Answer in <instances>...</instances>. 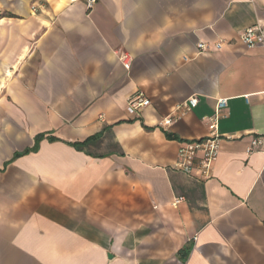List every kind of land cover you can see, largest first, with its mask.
<instances>
[{"label":"crops","instance_id":"0c3cea01","mask_svg":"<svg viewBox=\"0 0 264 264\" xmlns=\"http://www.w3.org/2000/svg\"><path fill=\"white\" fill-rule=\"evenodd\" d=\"M258 24L264 0H0V264H264ZM220 99L211 178L177 171Z\"/></svg>","mask_w":264,"mask_h":264},{"label":"built area","instance_id":"2783aa9c","mask_svg":"<svg viewBox=\"0 0 264 264\" xmlns=\"http://www.w3.org/2000/svg\"><path fill=\"white\" fill-rule=\"evenodd\" d=\"M87 10L90 12L93 10L98 0H82ZM241 43L248 50H253L258 47H264V25H255L246 29L240 36ZM225 41H219L214 45L200 42L198 49L200 54H210L212 52H218L224 49L226 46ZM120 61L126 70H130L133 59L129 54H122ZM198 99L196 97L190 98L188 101L176 106L174 112L165 118L161 126L168 127L173 123L181 119L187 113L191 112L198 106ZM129 106L139 110L142 107L150 106V101L145 99L141 93H136L129 99ZM228 109V100L220 99L217 101L215 112L210 122L213 125L211 134L203 139L193 140L189 142L180 143L178 158L175 165V169L186 175L199 174L202 179H209L212 176V169L215 161L218 158L220 152V137L218 135V123L219 120L226 116L225 112ZM258 147H264V141L254 140L252 142V151ZM181 200H176L174 205L180 203Z\"/></svg>","mask_w":264,"mask_h":264},{"label":"trees","instance_id":"16d2710c","mask_svg":"<svg viewBox=\"0 0 264 264\" xmlns=\"http://www.w3.org/2000/svg\"><path fill=\"white\" fill-rule=\"evenodd\" d=\"M43 135H40L36 138V145L33 149H28L22 153H16L15 156H14V159H17L23 155H27L29 153H32V152H37L38 151V145H39V142L43 139ZM51 141H55V140H58L57 138H50Z\"/></svg>","mask_w":264,"mask_h":264}]
</instances>
